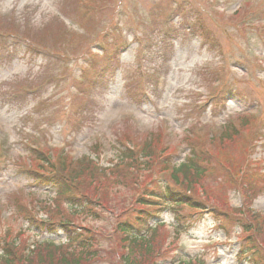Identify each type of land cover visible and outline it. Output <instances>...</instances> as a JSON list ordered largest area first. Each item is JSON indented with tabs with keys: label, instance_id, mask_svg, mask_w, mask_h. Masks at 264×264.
<instances>
[{
	"label": "rangeland",
	"instance_id": "obj_1",
	"mask_svg": "<svg viewBox=\"0 0 264 264\" xmlns=\"http://www.w3.org/2000/svg\"><path fill=\"white\" fill-rule=\"evenodd\" d=\"M147 142L155 169L85 175L75 210L38 160L108 166ZM191 149L206 210L183 207L179 234L161 213L140 264H264V0H0V237L18 247L0 264L75 260L64 220L93 243L71 264H126L116 221Z\"/></svg>",
	"mask_w": 264,
	"mask_h": 264
},
{
	"label": "trees",
	"instance_id": "obj_2",
	"mask_svg": "<svg viewBox=\"0 0 264 264\" xmlns=\"http://www.w3.org/2000/svg\"><path fill=\"white\" fill-rule=\"evenodd\" d=\"M36 154L42 156L43 153L36 152ZM158 156L152 143L147 142L144 145H122L118 150L116 159H114V162L108 168L96 165L90 157L86 156L72 161L64 155H58L57 161L53 162V159L46 154L45 156L38 157V159L40 163L43 161V165L45 164V166L51 169V173L46 176L45 182L55 185L56 195H64L69 199L70 203L78 206L81 205L80 198L78 200L74 197L76 193H74L73 189H70V186L74 188L79 183H83L85 175L99 176L105 170L106 172L109 171V174L113 172L115 174L121 173L120 170L138 174L142 171L155 169L152 168L153 163L156 161L155 165H153L154 167L162 161L156 160ZM200 162H202L200 154L191 149L181 163L171 164L168 161L164 164L162 163L163 166L159 167L162 169L161 172L167 173L173 184H168L167 182L160 183L158 186L148 184L142 186L139 188L140 191L134 196L130 206L122 211L123 215L126 214V217L120 218L119 216L120 219L115 224V231L123 235L127 248L126 256L124 257L126 264H140L150 261V256H153V241L157 236V231L165 225L159 219L160 213L165 211L172 213L173 231L179 234L182 231V224H184V220L180 219L183 207H186L189 211L198 213H201V210H206L205 204L195 196L199 194L200 183L205 176L204 167L200 166ZM135 179L137 178L135 177ZM84 195L81 197L83 198ZM58 225L65 235V245H76L80 250L75 260L70 258L69 254L66 253L60 258V262L65 264L76 263L81 257L87 255L89 248L93 247L92 240H89L88 236L83 237L78 229L80 227L77 226L78 228H76L68 220L61 221ZM15 243L4 236L0 237L1 261H6L13 251L18 250ZM48 245L57 247L50 242H44L42 244H35L34 248ZM178 264L191 263L180 262Z\"/></svg>",
	"mask_w": 264,
	"mask_h": 264
}]
</instances>
